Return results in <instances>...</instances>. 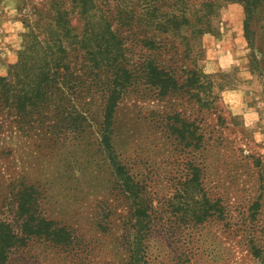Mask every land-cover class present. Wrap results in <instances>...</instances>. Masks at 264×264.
<instances>
[{"label": "rangeland", "instance_id": "obj_1", "mask_svg": "<svg viewBox=\"0 0 264 264\" xmlns=\"http://www.w3.org/2000/svg\"><path fill=\"white\" fill-rule=\"evenodd\" d=\"M48 4L0 0V76L16 61L35 9ZM191 44L217 96L204 122L201 107L181 95L131 96L117 107L113 144L140 183L149 222L135 216L141 200L127 195L92 138L0 140V218L17 226L13 188L33 184L43 215L80 245L74 254L30 240L9 264H128L140 238L141 264H264V0L250 12L222 1L210 31ZM233 91L245 92L234 104ZM174 110L204 135L200 146L195 136L175 138L167 118Z\"/></svg>", "mask_w": 264, "mask_h": 264}, {"label": "trees", "instance_id": "obj_2", "mask_svg": "<svg viewBox=\"0 0 264 264\" xmlns=\"http://www.w3.org/2000/svg\"><path fill=\"white\" fill-rule=\"evenodd\" d=\"M222 1L231 0H49L47 9L36 8L37 18L26 25L16 61L0 76V140L37 137L55 146L92 138L95 152L127 195L141 200L135 216L142 217L140 223L149 222L140 183L113 144L117 107L131 96L181 95L201 107L204 122L217 96L212 74L192 57L191 40L210 31ZM233 1L250 12L263 0ZM167 116L178 141L188 143L195 136L198 146L203 143L204 135L192 131L193 122L183 111ZM194 169L188 181L197 178L200 168ZM15 189L17 226L0 218V264H9L16 249L36 239L78 254L71 229L41 212L35 185L21 182ZM141 239L136 243L140 252L128 264H141Z\"/></svg>", "mask_w": 264, "mask_h": 264}, {"label": "crops", "instance_id": "obj_3", "mask_svg": "<svg viewBox=\"0 0 264 264\" xmlns=\"http://www.w3.org/2000/svg\"><path fill=\"white\" fill-rule=\"evenodd\" d=\"M245 94L244 91H233L232 93H230L228 95L229 97V102H232L234 104V102H239V98H241V96ZM237 105V104H236ZM241 106V105H239Z\"/></svg>", "mask_w": 264, "mask_h": 264}]
</instances>
